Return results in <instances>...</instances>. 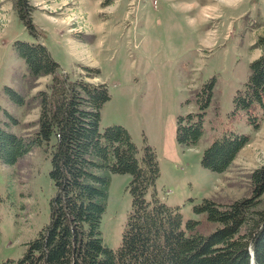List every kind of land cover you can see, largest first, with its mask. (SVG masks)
<instances>
[{
    "label": "rangeland",
    "instance_id": "obj_1",
    "mask_svg": "<svg viewBox=\"0 0 264 264\" xmlns=\"http://www.w3.org/2000/svg\"><path fill=\"white\" fill-rule=\"evenodd\" d=\"M105 1L29 0L33 34L18 17L17 0H0V130L19 137L36 132L37 97L49 90L52 77L32 79L14 44L40 43L71 80L109 88L100 130L120 126L141 153L147 145L156 152L159 198L178 209L184 223L199 221L194 209L204 199L227 205L250 198L253 177L264 170V121L256 131L244 120L234 125L251 142L227 173L207 170L202 161L227 123L250 65L262 56L255 45L264 39V0H112L103 6ZM204 88L212 90L204 134L196 146H182L179 120L200 113L197 95ZM50 159L41 148L12 167L0 161V264L21 259L50 221ZM131 179L110 174L101 230L114 252L132 206Z\"/></svg>",
    "mask_w": 264,
    "mask_h": 264
},
{
    "label": "trees",
    "instance_id": "obj_2",
    "mask_svg": "<svg viewBox=\"0 0 264 264\" xmlns=\"http://www.w3.org/2000/svg\"><path fill=\"white\" fill-rule=\"evenodd\" d=\"M28 1L17 0L16 10L36 34ZM255 46L262 56L250 65L251 75L235 95L227 123L204 151L207 170L227 173L251 142L235 124L244 120L256 131L264 121V39ZM14 47L32 79L52 77V82L37 97L41 110L33 135L19 137L0 130V161L12 167L35 149H44L51 155L55 195L49 202V223L26 245L21 259L5 264H264V209L259 207L264 170L254 175L250 198L227 205L204 199L194 209L199 221L184 223L178 209L159 198L156 152L147 145L141 153L120 126L100 130L101 111L111 99L109 88L71 80L40 43L16 42ZM197 100L200 113L182 116L178 123L177 142L182 146L200 142L211 88H204ZM113 173L132 177V206L122 245L115 252L104 244L101 230Z\"/></svg>",
    "mask_w": 264,
    "mask_h": 264
}]
</instances>
